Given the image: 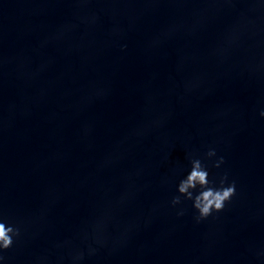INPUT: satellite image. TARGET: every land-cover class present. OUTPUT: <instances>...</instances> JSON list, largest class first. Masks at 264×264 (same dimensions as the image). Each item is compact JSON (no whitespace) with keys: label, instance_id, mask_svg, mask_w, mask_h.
<instances>
[{"label":"water","instance_id":"1","mask_svg":"<svg viewBox=\"0 0 264 264\" xmlns=\"http://www.w3.org/2000/svg\"><path fill=\"white\" fill-rule=\"evenodd\" d=\"M261 107L264 0H0L4 264H264ZM210 146L237 192L196 221Z\"/></svg>","mask_w":264,"mask_h":264},{"label":"clouds","instance_id":"2","mask_svg":"<svg viewBox=\"0 0 264 264\" xmlns=\"http://www.w3.org/2000/svg\"><path fill=\"white\" fill-rule=\"evenodd\" d=\"M260 115L264 116V107L260 108ZM216 157L215 159H212ZM207 158V159H205ZM189 164L179 177L176 184L177 193L171 198L173 206L182 204L184 200H190L196 210L195 219L203 218L223 209L227 201H230L237 192L236 180L229 179V172L224 170L218 174H212L209 164L219 168L225 161L224 155L217 156V149L209 147L203 156H188ZM185 209L180 207L177 214L183 215ZM20 225L7 215L0 213V264H4L3 250L10 248L14 240L20 235ZM90 251H95L90 248ZM83 251L75 254L74 259L83 257Z\"/></svg>","mask_w":264,"mask_h":264}]
</instances>
